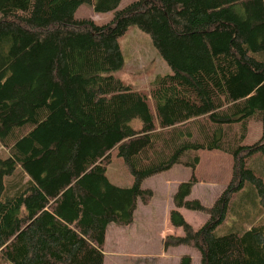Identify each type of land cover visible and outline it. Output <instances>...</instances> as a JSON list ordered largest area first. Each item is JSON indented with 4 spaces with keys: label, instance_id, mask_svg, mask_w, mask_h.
<instances>
[{
    "label": "trees",
    "instance_id": "1",
    "mask_svg": "<svg viewBox=\"0 0 264 264\" xmlns=\"http://www.w3.org/2000/svg\"><path fill=\"white\" fill-rule=\"evenodd\" d=\"M122 1L0 0V263L103 264L107 226L131 224L153 195L143 181L181 165L192 175L172 196L169 221L183 235L166 236L164 249L190 247L199 264H264V178L250 166L264 162V1L135 0L119 9ZM83 7L113 17L79 18ZM131 27L170 69L146 92L115 77L118 39ZM253 120L261 135L247 144ZM202 151L232 158L211 206L187 199ZM113 158L130 184L109 181ZM246 189L259 198L258 222L232 219L220 232ZM179 208L207 219L194 229Z\"/></svg>",
    "mask_w": 264,
    "mask_h": 264
},
{
    "label": "rangeland",
    "instance_id": "2",
    "mask_svg": "<svg viewBox=\"0 0 264 264\" xmlns=\"http://www.w3.org/2000/svg\"><path fill=\"white\" fill-rule=\"evenodd\" d=\"M132 1L135 0L122 1L119 9L126 7ZM77 15L79 18H91L99 24L113 17L112 13L103 16L95 15L90 7L81 8ZM118 43H120L124 56V64L115 77L125 84L146 92L156 77L170 73V69L154 49L150 37L139 29L131 27L126 35L118 39ZM248 130L246 143L252 144L261 135L259 122L254 120L250 122ZM196 155L200 159L195 167L197 183L193 185L192 192L187 199H198L203 206H211L227 185L231 175L232 158L221 151H202L197 152ZM258 158L260 157L251 161L250 166L261 173L264 178V162ZM191 172V168L176 165L143 181L141 188L152 189L153 195L150 202L146 205L142 202L138 203L132 224L125 227L113 223L109 225L104 247L105 264H179L183 256H189L191 264H199V253L190 247H172L166 251L163 249L164 239L169 235L167 229H171L168 219L170 208L173 206L172 196L180 183L190 179ZM107 176L109 181L117 186L128 185L131 182L123 163L116 158L112 159ZM247 193H249L248 189L238 195L235 204L243 203V206L239 207L241 209L239 213L231 212L228 215L224 226L219 228L220 232L228 230L231 226L229 221L232 219H239L240 223L237 224L244 227L248 223L253 224L258 218L259 210L256 208L260 204L259 198L252 200L244 197ZM180 212L194 229L201 227L207 219L206 214L185 209H181ZM174 231L180 235L183 234L181 228H174L169 233H174Z\"/></svg>",
    "mask_w": 264,
    "mask_h": 264
},
{
    "label": "crops",
    "instance_id": "3",
    "mask_svg": "<svg viewBox=\"0 0 264 264\" xmlns=\"http://www.w3.org/2000/svg\"><path fill=\"white\" fill-rule=\"evenodd\" d=\"M152 190V189H151ZM174 195V194H173ZM198 200V199H197ZM200 201V200H199ZM175 208H174V205L170 208V210H174ZM181 209H183V208H179L177 211L179 212V213H181L180 212V210ZM136 211H137V209H136ZM136 211L134 212V214L136 213ZM182 214V213H181ZM170 216V215H169ZM182 216H183V214H182ZM184 217V216H183ZM134 218H135V215H134ZM134 218H133V221H132V223L134 222ZM185 219V218H184ZM169 220V219H168ZM186 221V220H185ZM131 223V224H132ZM169 225H170V227H171V229L169 228V229H167V232H168V234L169 235H171V236H174V237H179V236H182V235H180V234H178V232H176V231H174V233H169V232H171V230H173L175 227H172L171 226V224H170V221H169ZM202 226H203V224H202ZM201 226V227H202ZM201 227H199V228H201ZM179 228V227H178ZM177 228V229H178ZM199 228H196V229H199ZM107 230H106V235H105V240H104V243L106 242V239H107V234H108V231H109V225L107 226V228H106ZM105 245H106V243H105ZM105 245H104V247H105ZM180 246H183V245H180ZM169 248H172V247H169ZM169 248H167V249H169ZM163 249H164V247H163ZM166 249V250H167ZM165 249H164V251H166ZM105 252H104V248H103V256H104V263L103 264H105V261H106V259H105ZM127 255H130V254H127ZM131 257V256H130Z\"/></svg>",
    "mask_w": 264,
    "mask_h": 264
}]
</instances>
